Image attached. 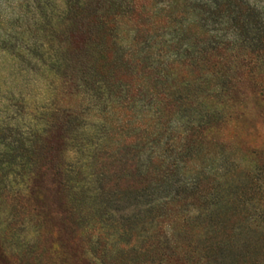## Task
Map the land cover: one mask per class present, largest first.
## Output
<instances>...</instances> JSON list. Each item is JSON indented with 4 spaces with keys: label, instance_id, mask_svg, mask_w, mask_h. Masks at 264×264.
I'll return each mask as SVG.
<instances>
[{
    "label": "rangeland",
    "instance_id": "obj_1",
    "mask_svg": "<svg viewBox=\"0 0 264 264\" xmlns=\"http://www.w3.org/2000/svg\"><path fill=\"white\" fill-rule=\"evenodd\" d=\"M161 2L148 1L143 36L160 62L174 50V0ZM247 2L264 21V0ZM63 11L64 0H0V264H264V73L241 78L239 104L187 159L189 176H220L203 200L174 210L143 184L140 76L130 77L140 94L117 108L108 89L72 99L78 120L60 152L63 179L51 185L37 172L36 137L50 131L63 96L35 24ZM181 117L174 128L195 114Z\"/></svg>",
    "mask_w": 264,
    "mask_h": 264
},
{
    "label": "trees",
    "instance_id": "obj_2",
    "mask_svg": "<svg viewBox=\"0 0 264 264\" xmlns=\"http://www.w3.org/2000/svg\"><path fill=\"white\" fill-rule=\"evenodd\" d=\"M148 1L163 3L64 0L59 18L42 26L36 20L35 40H43L41 48L48 45L54 53L51 64L64 99L50 117V131L36 137L34 163L38 173L58 186L63 179L60 152L78 120L71 100L94 88L108 89L113 94L108 103L117 108L129 94H140L130 79L140 76L143 184L160 190L162 204L175 210L186 201L207 198L210 184L220 178L211 172L191 177L185 167L204 145H211L209 137L223 123L224 108L239 104L241 78L264 73V21L247 0H174V50L164 52L160 62L151 38L143 40ZM35 10L41 11L40 4ZM124 32L132 35L130 41L126 38V48ZM186 113L195 114V119L174 128V120ZM175 144H181L176 159ZM259 167L264 169V161ZM176 177L181 178L177 183Z\"/></svg>",
    "mask_w": 264,
    "mask_h": 264
}]
</instances>
